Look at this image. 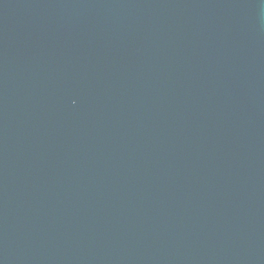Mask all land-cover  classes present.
I'll return each mask as SVG.
<instances>
[{"label": "water", "instance_id": "1", "mask_svg": "<svg viewBox=\"0 0 264 264\" xmlns=\"http://www.w3.org/2000/svg\"><path fill=\"white\" fill-rule=\"evenodd\" d=\"M0 264H264V0H0Z\"/></svg>", "mask_w": 264, "mask_h": 264}]
</instances>
